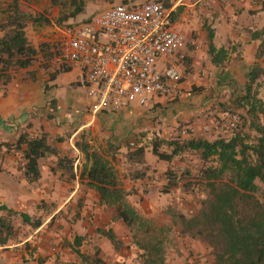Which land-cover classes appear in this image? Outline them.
Here are the masks:
<instances>
[{
	"label": "crops",
	"instance_id": "1",
	"mask_svg": "<svg viewBox=\"0 0 264 264\" xmlns=\"http://www.w3.org/2000/svg\"><path fill=\"white\" fill-rule=\"evenodd\" d=\"M263 5L264 0H199L195 5L176 8L174 16L187 38L178 57L184 67L183 93L178 97L156 95L145 105L134 102L117 111L93 112L81 69L70 68L58 73L54 79L50 78L53 71L44 69H39L35 76L24 69L15 72L8 85L0 84V204L30 215L41 214L44 209L40 205L45 202L47 207L52 202L58 203L54 212H59L76 198L82 205L84 202L85 210L90 212H97V206L109 207L100 202L96 190L87 188L79 178L84 155L76 141L84 137L98 149L107 150L109 145L118 148L114 165L124 188L130 192L127 200L144 215L142 209L147 210L148 203L138 205L139 199L150 198L156 190L154 184L159 188L166 185L165 173L174 169L178 159L165 161L156 155L157 159H148L147 150L152 152V141L157 137L174 139L180 136V128L187 125L193 126L194 132L181 137L211 139L224 132V123L219 127L215 116L229 121L231 116L227 110L233 108L234 101L249 81L258 46L253 33L264 27ZM3 7L5 5H0V9ZM29 27L26 29L28 37ZM210 33L214 46L225 49V56L217 63L212 62L209 53ZM24 133L31 137L45 133L57 149L56 154L40 160V179L33 183L25 176L23 150L26 146L20 150L13 145ZM128 146L131 150L144 147L145 163L128 162ZM65 155L76 159L74 180H68L57 167L58 158ZM136 169L145 172L142 178L127 176ZM80 191L84 196H79ZM179 194L184 197L187 193L180 188L162 193L164 198L176 197V200ZM95 200L97 203L93 205ZM150 204L154 208L155 203L151 201ZM13 222L16 228L26 225L20 216H15ZM106 222L104 228L113 229L125 247L126 243L120 237L126 227L124 222L119 218H108ZM42 226L37 228L38 232ZM41 238L38 237V242ZM26 242L31 245V238L15 244L16 250H5L13 246L11 241L0 246V264H58L64 260L52 247L42 249L38 243L33 251L28 249ZM103 243L105 246L101 249L107 254L116 253L107 238Z\"/></svg>",
	"mask_w": 264,
	"mask_h": 264
},
{
	"label": "trees",
	"instance_id": "2",
	"mask_svg": "<svg viewBox=\"0 0 264 264\" xmlns=\"http://www.w3.org/2000/svg\"><path fill=\"white\" fill-rule=\"evenodd\" d=\"M22 0H11L0 9V84L8 85L13 74L28 70L35 76L39 69H46L54 56V45L50 41L33 44L26 29L29 25L45 27L51 20L45 12H29L23 9ZM55 4H66V0H52ZM85 0H71L75 9L57 20L63 26L70 18L84 11ZM162 1V0H161ZM170 7V1H164ZM130 5V4H126ZM264 8V5H263ZM258 40L256 62L249 73V81L242 94L234 101L229 115L236 114L239 120L231 137L216 138L181 137L174 139L155 138L152 152L159 159L172 161L195 155L198 164L179 169H169L165 173L167 183L164 193L180 188L184 193H203L197 213L187 215L174 208L168 213L180 235L202 238L211 248L212 264H264V99L259 96V79L264 76V27L255 31ZM209 53L212 62L217 63L225 56V49L216 48L213 34H209ZM37 66V68H35ZM68 67L51 72L54 79ZM232 113V114H231ZM250 132H248L247 130ZM251 132L256 135L251 139ZM23 150L25 176L33 183L40 179V160L57 153L47 134L31 137L27 133L14 143ZM76 146L84 155L78 173L87 188H92L100 196V202L115 208L117 217L133 234L132 244L138 249L141 264H167L165 238L172 226H162L142 215L127 197L130 195L122 183L114 162L117 161V147L109 145L107 150L98 149L84 137L76 141ZM167 147L169 150H164ZM126 160L131 163H145V148L131 150L127 147ZM75 158L67 155L58 158L57 167L63 170L68 180L76 178ZM145 172L136 169L127 173L130 178H142ZM20 216L23 223L39 228L43 217L16 211L0 204V246H6L16 239L13 218ZM98 233L107 238L119 251L123 241L113 229L100 228ZM83 237L75 238L80 246ZM74 252L85 264H108L97 248L92 254H84L79 247Z\"/></svg>",
	"mask_w": 264,
	"mask_h": 264
},
{
	"label": "built area",
	"instance_id": "3",
	"mask_svg": "<svg viewBox=\"0 0 264 264\" xmlns=\"http://www.w3.org/2000/svg\"><path fill=\"white\" fill-rule=\"evenodd\" d=\"M199 0H150L139 5L119 4L102 10L83 22L57 26L48 40L54 56L45 71L79 68L93 112L117 111L134 102L145 105L158 96L183 93L184 67L179 51L187 43L176 8ZM239 120L228 121L232 129ZM194 127L179 130L188 136Z\"/></svg>",
	"mask_w": 264,
	"mask_h": 264
},
{
	"label": "rangeland",
	"instance_id": "4",
	"mask_svg": "<svg viewBox=\"0 0 264 264\" xmlns=\"http://www.w3.org/2000/svg\"><path fill=\"white\" fill-rule=\"evenodd\" d=\"M10 1L11 0H0V5H6ZM66 1L65 5L55 4L52 0L21 1L24 10L33 13L45 12L52 21L50 25L45 27L33 28V25H29V37L33 44L38 45L42 42L48 41L55 34L54 31L59 25L56 19L69 15L75 9L71 0ZM147 1L150 0H85L84 11L76 17L70 18L67 23L83 22L88 17H91L102 10L108 9L111 6L119 4L139 5ZM163 1H170L171 6L176 0ZM261 64L264 67L263 61ZM71 75H74V73H71ZM258 82L259 96L264 99V76H261ZM215 117V123L219 127L224 123V132L218 133L217 136L231 137L234 134V130L228 126V122L220 116ZM262 122L264 123V117L262 118ZM250 135L251 139H253L256 134L251 132ZM217 136H214L213 138ZM147 155L148 159H157L151 152V149L147 150ZM188 164L192 166L198 164L195 155H190V157L187 156L186 159L178 158L173 167L174 169H179L181 165H184L183 167H185ZM154 188H156V190L154 189V192L150 194L151 196L149 195L150 198L146 199L143 197L142 199H139L138 202L140 203H138V205L141 203H148L147 210L144 208L142 209V213L145 217L153 220L158 225L172 226L171 231L167 232L165 235L167 264H212L213 255L209 245L202 238L193 239L180 235L177 227L173 225L172 219L168 213L171 208L182 211L187 215L197 213L201 206L200 201L203 193L198 191L196 194H185L184 197L179 194L177 197L178 199L176 200V197L169 198V196H166V198H164L162 195L163 188H159L157 184H154ZM79 196H84L83 191H80ZM151 201L155 203L154 208L151 207ZM92 203L94 205L97 201L95 200ZM47 205L48 203L46 202L40 205L44 210L41 214H36L37 216L43 217V226L40 228V231L38 232L36 228H32L28 225H19L16 228V239L11 241L13 246L11 248H6L5 250H16L18 248L14 246L15 244L31 238V245L28 244L29 242H26L28 249L36 251V245H38V243L42 249L52 247L54 252H58V257L64 258V260H61L58 264H85L84 260L74 252L75 247H79L80 251L86 255L92 254L97 248L101 249L102 245L105 246L103 241H106V238L100 235L97 229L106 227V220L108 218L118 219L117 212L114 208H99L97 206V212H90L89 209L85 210L84 202L82 205L77 198L73 199L68 205H65V208L59 212H54V209L58 207V203L56 204L55 202H52L50 207H47ZM79 207L81 209L78 211ZM120 233V237L125 241L126 246L120 251H116V253L114 251L113 254H107L103 249V258L108 264H141L138 249L132 244V232L125 227ZM41 236L42 238L40 239V242H38L37 239ZM78 236L83 237L80 246H76L75 242V238ZM1 264H3V262H1Z\"/></svg>",
	"mask_w": 264,
	"mask_h": 264
}]
</instances>
